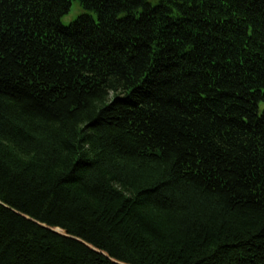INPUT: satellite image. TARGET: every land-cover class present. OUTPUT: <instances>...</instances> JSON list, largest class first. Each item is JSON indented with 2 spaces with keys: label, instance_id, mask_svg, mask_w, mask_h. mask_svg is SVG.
I'll return each mask as SVG.
<instances>
[{
  "label": "trees",
  "instance_id": "obj_1",
  "mask_svg": "<svg viewBox=\"0 0 264 264\" xmlns=\"http://www.w3.org/2000/svg\"><path fill=\"white\" fill-rule=\"evenodd\" d=\"M0 264H264V0H0Z\"/></svg>",
  "mask_w": 264,
  "mask_h": 264
},
{
  "label": "rangeland",
  "instance_id": "obj_2",
  "mask_svg": "<svg viewBox=\"0 0 264 264\" xmlns=\"http://www.w3.org/2000/svg\"><path fill=\"white\" fill-rule=\"evenodd\" d=\"M83 13L81 6L78 2H74L71 11L62 18V23L65 26L70 25L77 17Z\"/></svg>",
  "mask_w": 264,
  "mask_h": 264
}]
</instances>
